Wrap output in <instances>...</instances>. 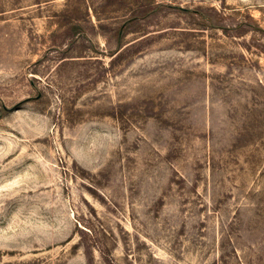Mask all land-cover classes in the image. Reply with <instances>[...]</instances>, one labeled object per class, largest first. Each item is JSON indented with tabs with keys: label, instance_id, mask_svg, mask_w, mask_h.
<instances>
[{
	"label": "rangeland",
	"instance_id": "374dc122",
	"mask_svg": "<svg viewBox=\"0 0 264 264\" xmlns=\"http://www.w3.org/2000/svg\"><path fill=\"white\" fill-rule=\"evenodd\" d=\"M0 264H264V0H0Z\"/></svg>",
	"mask_w": 264,
	"mask_h": 264
}]
</instances>
